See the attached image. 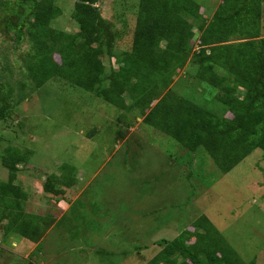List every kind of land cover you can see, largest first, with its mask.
Listing matches in <instances>:
<instances>
[{
    "label": "rangeland",
    "instance_id": "374dc122",
    "mask_svg": "<svg viewBox=\"0 0 264 264\" xmlns=\"http://www.w3.org/2000/svg\"><path fill=\"white\" fill-rule=\"evenodd\" d=\"M197 1L209 18L221 2ZM137 3L99 1L121 32L118 51L131 47ZM55 5L60 12L52 29L76 33L75 0ZM27 48L13 32L0 34L1 92L12 89L7 102L14 104L11 117L0 121V153L9 145L31 152L14 182L27 193L25 211L54 222L39 242L5 235L0 224V264H146L162 240L194 230L202 216L244 260L264 264L263 149L224 173L204 148L186 150L144 122L138 109L119 108L60 78L35 88L22 64ZM103 61L107 72L118 66L116 58ZM197 67L191 62L178 73L173 93L221 114L217 89L194 79ZM64 163L74 167L77 183L61 185V195L46 192L45 182L61 176ZM9 177L0 160V180Z\"/></svg>",
    "mask_w": 264,
    "mask_h": 264
},
{
    "label": "trees",
    "instance_id": "16d2710c",
    "mask_svg": "<svg viewBox=\"0 0 264 264\" xmlns=\"http://www.w3.org/2000/svg\"><path fill=\"white\" fill-rule=\"evenodd\" d=\"M99 1L75 0L76 33L52 29L60 12L55 0L0 1V34L13 32L18 44L28 42L22 64L35 88L60 78L119 108L138 109L144 122L186 150L204 148L224 173L264 150V0H221L210 18L197 0H138L131 47L121 51V32ZM103 56L116 58L117 68L107 72ZM191 62L198 65L194 79L217 89L221 114L173 93L175 77ZM5 87L0 80V121L11 117L14 106L7 102L12 89L1 92ZM30 154L14 145L0 153L10 173L8 181L0 180V224L5 235L39 242L54 218L26 212L27 193L14 182ZM60 172L49 176L46 192L61 195V185L77 183L73 166L64 163ZM194 226L162 240L163 248L146 264H255L207 216Z\"/></svg>",
    "mask_w": 264,
    "mask_h": 264
}]
</instances>
